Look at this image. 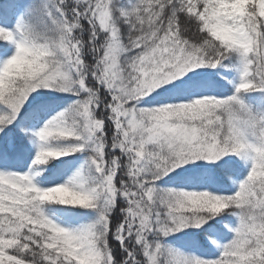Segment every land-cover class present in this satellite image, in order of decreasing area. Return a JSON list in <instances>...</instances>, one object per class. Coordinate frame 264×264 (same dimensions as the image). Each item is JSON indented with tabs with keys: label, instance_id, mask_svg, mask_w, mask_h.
<instances>
[{
	"label": "snow or ice",
	"instance_id": "snow-or-ice-1",
	"mask_svg": "<svg viewBox=\"0 0 264 264\" xmlns=\"http://www.w3.org/2000/svg\"><path fill=\"white\" fill-rule=\"evenodd\" d=\"M0 264H264V0H0Z\"/></svg>",
	"mask_w": 264,
	"mask_h": 264
}]
</instances>
